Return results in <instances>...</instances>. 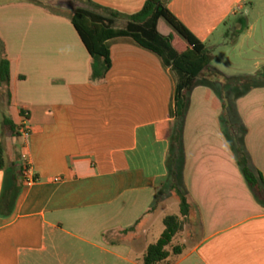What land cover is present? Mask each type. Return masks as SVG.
<instances>
[{
	"label": "crops",
	"instance_id": "1",
	"mask_svg": "<svg viewBox=\"0 0 264 264\" xmlns=\"http://www.w3.org/2000/svg\"><path fill=\"white\" fill-rule=\"evenodd\" d=\"M61 1L75 3L73 10L57 9ZM145 2L0 0L9 114L19 133L18 142L4 136L0 264L54 254L66 240L83 256L58 264H143L163 233L156 222L166 216L158 213L174 193L167 160L175 76L158 56L120 38L111 41L105 80L92 83L91 56L70 20L78 8L104 17L115 12L120 29ZM166 8L211 48L213 60L218 47L223 59L196 79L189 95L179 185L199 237L170 264H264V187L247 185L229 142L230 136L240 143L264 185V0H166ZM240 16L247 28L237 38L226 36ZM162 34L178 35L171 26ZM249 79L262 86L251 91L260 103L245 105L243 124L227 132L221 90ZM25 164L34 184L23 181Z\"/></svg>",
	"mask_w": 264,
	"mask_h": 264
},
{
	"label": "trees",
	"instance_id": "2",
	"mask_svg": "<svg viewBox=\"0 0 264 264\" xmlns=\"http://www.w3.org/2000/svg\"><path fill=\"white\" fill-rule=\"evenodd\" d=\"M38 3L37 0H31ZM118 13L111 12L110 17L95 14L78 8L71 15L70 20L91 56L92 83H101L111 69L110 44L120 38H128L139 47L150 51L159 57L165 67H170L175 79L176 89L172 114L175 126L171 132V145L167 167L171 176V190L179 200L180 215H168L164 218L165 229L160 238L151 244L143 257V264H170L173 255L182 253V247H169L174 238L183 229L184 221L191 214V205L186 194L179 186V176L183 154V125L190 103V92L196 79L209 68L214 55L211 48L198 40L185 26H183L166 8V0H146L138 13L128 17L124 28L115 27ZM163 18L180 36L174 34L163 35L158 30V22ZM248 26L245 17H237L234 27L226 32V36L237 38ZM258 79V78H257ZM256 79V81H257ZM249 82H254L249 79ZM10 62L7 58L4 43L0 40V168L6 167V153L4 136L10 133L18 137L15 124L6 112L10 106ZM225 110V104L223 105ZM26 118V116H25ZM230 135V134H229ZM229 142L237 158V164L247 185L254 191L263 190V177L254 169L248 153L235 138L229 136ZM25 168V166H24ZM20 170L24 169L23 167Z\"/></svg>",
	"mask_w": 264,
	"mask_h": 264
},
{
	"label": "rangeland",
	"instance_id": "3",
	"mask_svg": "<svg viewBox=\"0 0 264 264\" xmlns=\"http://www.w3.org/2000/svg\"><path fill=\"white\" fill-rule=\"evenodd\" d=\"M2 2H6L9 0H1ZM44 3H48L52 6L58 2V0H38ZM62 4L63 7H60ZM60 5H56L57 9H63L64 11L73 10L75 3H71L69 1H61ZM166 27H170V25L162 18L159 23V31L164 33ZM172 29V27H171ZM179 38L180 36L177 35ZM221 48H216L215 54L216 58L211 62L210 67L219 66L223 59L221 58ZM218 90H221V85H216ZM262 87L261 84L257 81L256 84L252 82H240L238 86L231 85L229 86L230 90L226 88L225 91L222 92L221 95L223 96V103L225 104L224 115L222 118V123L224 125L225 130L228 132L231 127L240 126L242 125L243 121V113L246 110L245 105H258L260 103L261 98H258V94L251 93L253 88ZM262 93H260L261 95ZM6 112L9 114V109H6ZM10 115V114H9ZM11 135L10 133H6V135ZM12 136V135H11ZM14 137V136H13ZM14 137V141H15ZM15 142H18L16 140ZM16 148L18 149V143ZM23 169L24 166L22 165ZM180 182V181H179ZM181 183V182H180ZM180 186V185H179ZM181 187V186H180ZM174 192V191H173ZM167 193V188H161V194ZM177 196L175 197L174 193H171V197L168 200L170 203L169 207L163 208L159 211L158 215L161 217H165L168 215H179L180 207L179 202L177 200ZM168 202V203H169ZM156 223L158 225L161 224V227H164L162 219L158 220ZM199 237V222L194 216H189L183 225V229L178 235L174 238L173 242L171 243L169 250L172 253V250L175 246H180L182 249L186 248L187 246L191 245L197 238ZM52 234L50 232L47 233V244L49 249L53 246ZM51 251V250H50ZM54 251L48 252L47 254H23L21 258V264H58L63 262L64 260L68 262L77 261L82 255V251L77 248L75 245H72L69 241H62L59 243V247ZM175 255L172 254L170 262L175 259Z\"/></svg>",
	"mask_w": 264,
	"mask_h": 264
},
{
	"label": "built area",
	"instance_id": "4",
	"mask_svg": "<svg viewBox=\"0 0 264 264\" xmlns=\"http://www.w3.org/2000/svg\"><path fill=\"white\" fill-rule=\"evenodd\" d=\"M24 173H23V181L25 184L27 185H31L34 184L35 182H37V178L31 173V170L28 166V164L24 165Z\"/></svg>",
	"mask_w": 264,
	"mask_h": 264
}]
</instances>
